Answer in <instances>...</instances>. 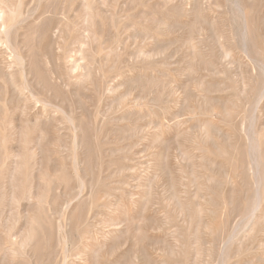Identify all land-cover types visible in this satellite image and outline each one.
Listing matches in <instances>:
<instances>
[{
  "label": "rangeland",
  "instance_id": "obj_1",
  "mask_svg": "<svg viewBox=\"0 0 264 264\" xmlns=\"http://www.w3.org/2000/svg\"><path fill=\"white\" fill-rule=\"evenodd\" d=\"M0 264H264V0H0Z\"/></svg>",
  "mask_w": 264,
  "mask_h": 264
},
{
  "label": "bare ground",
  "instance_id": "obj_2",
  "mask_svg": "<svg viewBox=\"0 0 264 264\" xmlns=\"http://www.w3.org/2000/svg\"><path fill=\"white\" fill-rule=\"evenodd\" d=\"M241 18V17H240ZM244 21V20H243ZM245 25V24H244ZM245 28V27H244ZM243 28V29H244ZM3 30V29H2ZM2 32V31H1ZM3 36H7L8 34L6 33V31H3ZM7 38H8V36H7ZM245 46V45H244ZM246 51V50H245ZM221 55L222 56H224V57H227L228 56V53L226 52V51H223L222 53H221ZM22 89V88H21ZM21 89L20 88H18V90H19V92H20V97H22L25 101H29V98H25L24 97V94L21 92ZM257 108V106L255 107V109ZM41 116H43V117H45V114H42ZM241 131V130H240ZM249 133H250V130H249ZM22 163V162H21ZM256 163V162H255ZM23 168V167H22ZM13 171V170H12ZM259 173V172H258ZM17 175V174H16ZM258 175V174H257ZM259 175H260V173H259ZM13 178V177H12ZM10 180V179H9ZM257 208V207H256ZM256 210L257 209H255V208H253L252 210H251V212H250V218L251 219H253V217H254V214H255V212H256ZM112 231H116L115 229H113ZM110 233L108 232L107 233V235H109ZM103 237H104V235H103Z\"/></svg>",
  "mask_w": 264,
  "mask_h": 264
}]
</instances>
